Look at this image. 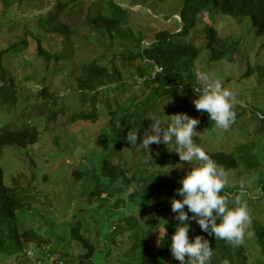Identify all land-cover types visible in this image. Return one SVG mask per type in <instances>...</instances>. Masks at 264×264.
<instances>
[{"label": "rangeland", "instance_id": "obj_1", "mask_svg": "<svg viewBox=\"0 0 264 264\" xmlns=\"http://www.w3.org/2000/svg\"><path fill=\"white\" fill-rule=\"evenodd\" d=\"M97 1L78 0L81 3L75 4V7L84 9ZM115 1L130 14L133 30L144 33L143 45L150 44L155 33L161 29L177 32L182 27L179 14L182 0ZM55 4L54 0H16L8 8L4 0H0V49H6L3 65L8 74L13 73L19 88L16 104L11 108H0V131L3 128L18 130L31 126L39 134L33 144L6 145L0 156V164L6 183L11 184L10 176L15 174H22L23 179L32 183L31 191L27 192V201L17 212L20 228L35 230L73 261L84 251L83 246L70 233L75 226L80 233L94 241L96 249L92 254V261L101 263L107 261L108 253H114L109 241L111 236L117 234L122 240L119 246L125 248L128 241L124 243L123 238L128 240L134 229L139 234L146 229L139 212L141 192L131 195L127 187L115 189L116 185L101 165L104 158L113 157L116 146L110 140L112 136L110 139H106L107 136L103 139L101 136L104 127L101 126L108 121L104 111L110 105L109 97L113 98V85L105 86L100 91L99 97H104L105 101L97 104L99 117L96 122L84 119L73 121L74 114L90 109L89 104H80L78 98L75 81L79 71L77 66L83 60L99 56L101 52L112 56L116 50L115 40L84 26L82 17L85 11L82 10L74 17L71 15L68 21L74 25L75 34L63 36L50 33L44 42L47 49L60 50L62 59L68 60V63L60 61L55 67L51 63L46 67L43 57H39L36 52L37 47L30 30H36L35 24L40 14L47 15L54 10ZM215 14L210 16L204 12L192 15L194 22L186 38L200 47L195 62L196 72L203 71L220 79L224 87L234 92L232 100L245 106V114L228 129L216 125L212 129H200L197 125V131L202 136L200 146L206 151L228 152L233 151L236 145L254 139L257 143L253 150L260 166L258 169L246 170L239 166L228 170L229 182L226 186L243 183L244 191H248L251 197H257L261 192L257 180L264 179V33L258 34L255 31L249 16ZM76 21L80 22L79 26L75 25ZM209 23L222 38H227L225 41L229 40L230 34L235 37L238 41L236 51L218 59L212 58L205 46V26ZM22 39L27 40L26 44L21 45ZM52 77L55 80H51ZM44 85L57 91V104H43L42 101L38 104L35 96ZM141 87L139 84H128L127 95L129 90L136 91ZM115 97L117 101L122 99L119 93ZM195 97L183 106L173 103H168L169 106L161 105L154 114L165 122H170L169 115L180 112L198 118L201 112L194 106ZM69 100L74 103L68 102ZM49 115L52 118L49 119ZM149 116L151 115L147 118H151ZM173 145L174 140L170 143L171 147ZM129 147V143H126L122 149L123 156H126L123 159H127L128 166L142 159V154H133L136 151ZM148 147H152V143ZM116 153L120 151L116 150ZM120 156L122 154L118 155ZM123 215L138 221L134 229H125L122 237L118 224ZM254 216L264 228V206ZM113 225L117 226L115 231L111 229ZM250 226L249 224L248 229L253 231ZM251 230L247 232L252 235H246V238H249L248 244L253 247L251 252L254 249L258 252V243L253 241L255 232ZM38 254L34 251L33 259ZM4 256L8 255L1 253L0 259ZM262 259L264 261V255ZM27 263L33 264L31 257Z\"/></svg>", "mask_w": 264, "mask_h": 264}, {"label": "trees", "instance_id": "obj_2", "mask_svg": "<svg viewBox=\"0 0 264 264\" xmlns=\"http://www.w3.org/2000/svg\"><path fill=\"white\" fill-rule=\"evenodd\" d=\"M16 0H4L9 8ZM54 10L47 15H41L35 24L36 30H30L32 40L37 47V54L43 57L46 67L50 63L55 67L62 61L60 50H49L44 46L48 34H61L69 36L76 33L73 24L69 19L84 10L82 17L84 26L97 30L98 34L105 35L109 39L115 40L114 54L108 55L101 52L99 56L83 60L77 69L75 76L76 91L79 93L80 104H89L90 109L81 111L73 115L74 120L84 119L90 122L98 120L97 104L105 101L104 97H99L100 91L110 84L113 85V98H110V105L107 107V124L102 125L101 136L111 139L116 143L113 157L103 159L101 165L107 175L110 176L115 189L127 187L131 195L141 192L139 212L144 221V231L139 234L134 229L138 220L128 215H123L118 227L122 233L125 229H134L128 240L123 238L125 248H121L122 240L116 234L111 236L109 241L113 245V255L107 254V261L95 263L92 254L96 249V244L89 236L80 233L77 227H72L70 233L79 242L84 251L75 260L66 258L65 254L53 246L45 237L39 235L35 230L22 229L17 221V212L27 201L28 193L31 191L32 183L23 179L22 174L10 176L11 184L5 182L4 170L0 164V254L4 256L0 259L2 264H28L27 249H34L39 253L35 258L41 264H47L50 255L59 253L63 264H178L171 253V235L175 231L178 221L171 210V199L179 198L176 189L181 186L180 180L188 171L191 165L188 162H180L179 155L174 150H170L163 142L152 143V147L145 148L141 143L144 131H147L152 123V118H147L161 107L169 106L168 103L183 106L189 104L190 100L197 95L194 91L198 84L195 62L199 56L200 47L187 40V33L192 26L194 19L192 15L207 13L210 16L215 13H224L232 17L249 16L255 31L258 34L264 33V0H182L183 5L179 11L182 27L177 32L161 29L155 33L150 44L143 45L145 35L142 31L133 30L131 16L126 8L118 4L115 0H98L89 4L86 8L75 7L80 4L78 0H54ZM79 18L80 15H79ZM79 26L80 22L76 21ZM205 46L209 50L212 58L218 59L236 51L238 41L230 34L229 40L225 41L212 24L205 26ZM27 40L22 39L20 43L26 44ZM6 49H0V108H11L18 99V85L15 82L13 73L8 74L7 68L3 65V54ZM60 65V64H59ZM69 74H71L69 70ZM55 78L52 77L51 80ZM139 84L142 87L138 90L128 91L127 85L130 83ZM133 88H135L133 86ZM125 92V93H124ZM119 93L121 100L115 97ZM127 95V96H126ZM57 91L45 87L39 90L37 97L38 104H57ZM73 100V99H71ZM69 100L68 102L73 101ZM235 111V119L230 125L232 127L244 114L245 106L232 100ZM116 104V105H111ZM159 117L158 115H155ZM162 116V115H161ZM48 118H52L50 115ZM160 118V117H159ZM199 128L212 129L215 125L209 119L207 112L199 115ZM138 128L137 141L131 145L126 134L129 130ZM38 131L31 126H24L18 130L3 128L0 131V156L6 145L27 146L33 144L38 139ZM200 146L202 136L200 133L193 138ZM129 143L130 149H134L133 154H142V159L137 163L128 166L124 155V145ZM141 143V144H140ZM254 139L240 143L233 148V151L214 150L207 151L216 161L217 165L226 172L230 169L242 166L246 170L258 169L260 161L253 150ZM134 146V147H133ZM169 147V148H168ZM119 150L120 153H116ZM122 156L118 157V155ZM130 156V155H129ZM147 156V157H146ZM148 158V160H146ZM146 160V161H145ZM182 164L181 166H178ZM136 171H132V170ZM169 169V170H168ZM168 170V171H167ZM186 170V171H185ZM166 171V172H165ZM79 175L80 172H79ZM117 181L119 183H114ZM261 192L257 197H251L248 191L240 192V185L226 186L224 193L240 195L241 199L247 202L250 227L255 232L253 238L257 242L258 252L248 243L246 238L243 243L234 247L222 239H216L214 235L204 232L199 224L192 220L188 230L189 239L196 235H201L209 240L210 247L213 248L211 264H264V228L259 220L255 218L257 212L263 208L264 179H258ZM231 199V197H230ZM230 206H232L230 204ZM187 211V206H185ZM191 215V213H188ZM219 222V218L217 219ZM249 228V227H248ZM246 230V232L248 229ZM113 231L117 229L113 225ZM252 231V230H251ZM252 231V232H253ZM252 241V242H253ZM249 247V248H248ZM100 249V248H99ZM68 255H70L68 253ZM15 257L11 260L10 257ZM262 256V257H261ZM32 258V263L36 260ZM7 261V262H6ZM27 261V262H25Z\"/></svg>", "mask_w": 264, "mask_h": 264}, {"label": "clouds", "instance_id": "obj_3", "mask_svg": "<svg viewBox=\"0 0 264 264\" xmlns=\"http://www.w3.org/2000/svg\"><path fill=\"white\" fill-rule=\"evenodd\" d=\"M195 75L201 82L194 88L197 93L193 100L195 108L201 113L207 112L209 119L219 128L228 129L236 115L232 103L234 92L206 72L197 71ZM169 116L170 122L155 115L149 116L152 123L144 131L141 143L148 148L151 143L160 142L168 146L174 140V145L168 148L178 153L180 162L191 165L180 180L181 186L176 189L179 198L171 199V210L178 221L170 238L171 253L178 264H211L213 248L209 240L201 235L190 240L189 222L195 220L204 232L238 247L246 235H252L246 232L250 224L248 205L240 195L224 193L229 182L228 173L194 141L199 134L196 128L199 119L184 112ZM137 132L138 128H134L126 134L131 145L136 144ZM178 166L182 167V164L178 162ZM244 190L241 183L239 191Z\"/></svg>", "mask_w": 264, "mask_h": 264}, {"label": "built area", "instance_id": "obj_4", "mask_svg": "<svg viewBox=\"0 0 264 264\" xmlns=\"http://www.w3.org/2000/svg\"><path fill=\"white\" fill-rule=\"evenodd\" d=\"M27 255H29L30 257H33L32 255L34 254V249H27ZM59 253L53 254L49 256V259L47 260V264H63L62 260L59 257ZM35 260H37V258H35ZM41 264L40 260L36 261V264Z\"/></svg>", "mask_w": 264, "mask_h": 264}]
</instances>
